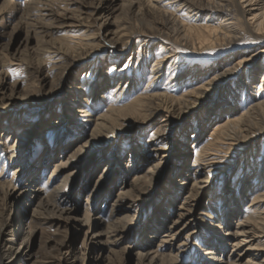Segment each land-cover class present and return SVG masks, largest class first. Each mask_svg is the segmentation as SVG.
Here are the masks:
<instances>
[{
	"label": "bare ground",
	"instance_id": "1",
	"mask_svg": "<svg viewBox=\"0 0 264 264\" xmlns=\"http://www.w3.org/2000/svg\"><path fill=\"white\" fill-rule=\"evenodd\" d=\"M56 1L57 0H33L31 4L26 5V10H23L27 11L26 14L28 13V17L30 16V18L33 19L34 24H32L35 28L38 46L46 45L50 42H45L44 39H40L41 35L48 31L53 33V31L60 30H65L66 32L71 29L75 31L76 29L84 30L82 36L76 37L68 35L65 42L62 44L56 45V43L52 42L49 46L34 47L33 54L39 56L38 64H41L40 67H42V59L44 61L55 59L52 68L55 69L56 72L51 80L48 78L47 74H39V80L46 82L52 87L56 80L59 82L60 89L54 90L52 94L53 98L58 97V94L61 92L60 90L63 89L62 85L67 80L66 75L69 74V69L80 63L84 58L82 55H84L85 52L90 51L96 46L100 47L102 42L108 41L113 48L116 47V49L120 50L118 51L119 54L123 55L127 49L131 47L134 35L141 33L138 30L130 29L122 21L116 23L115 19H111L112 8L118 0H100L97 2L92 13L89 16L87 15L88 17L84 15L86 6H83V3L77 0H62V4L63 6L65 4V7H63V10L60 8V11L55 9L56 6L54 5ZM135 1L131 3H135ZM157 1L161 3L163 0ZM189 1L190 0H187L188 3ZM201 2L202 1H199V3ZM182 5V7H185L187 4L182 3ZM147 6L149 10L154 12L155 10L157 12L160 11L164 16L170 14L169 11L163 9V7H158V5L152 3L150 0H147ZM227 6L225 0H207L205 5L203 4L200 6L201 8L197 6L195 8L222 11ZM56 8H58V6ZM237 8L242 15L251 16V18H247L246 20L248 24V29H246L252 33L254 41L252 46L248 48L253 50H256L258 46L264 48V0H238ZM67 11H69L71 15H69ZM230 15L229 12L224 15V21L232 19ZM212 16L216 17V14H212ZM94 22L96 26H93ZM113 24H116L115 30L110 29ZM224 25H226L225 27L228 31L230 28L234 27L230 22ZM92 26L95 28H93L94 31ZM220 26H223V22L218 25L217 28L207 24V35L205 34V36L203 34L204 36L199 37L198 45L195 48H197V50H211L221 45V43H218L219 35H226V33H220L218 30ZM90 31H93V33ZM233 32H235L234 35L232 33L233 36L231 35L230 37L232 39L227 42H233L237 45L239 44L237 40L240 37L236 34V31ZM38 34H40V36ZM141 35L144 34L142 33ZM29 40L30 37H28L27 41ZM164 43L165 42H163L162 46H159V52L162 53L163 51H167L168 54L165 56H157L155 60L154 72L160 75L158 77H162L168 73V69H170L173 64L169 63L167 65V62L175 57L173 54L174 49L167 43ZM53 44H55V46ZM261 51H263L261 53H264V49ZM240 52H242V56L231 66L219 70L216 67H212L213 71L210 70V68L207 71L208 74L204 77H202V75L206 72L203 73L201 68L195 69L192 72L190 71V73H192V78L195 77L193 80H187L188 83L191 82L190 88L182 93L181 97L178 99L170 100L166 92H152V94H145L146 96H141L129 103L127 102V104L118 106V103L120 104L127 99L126 90L132 78L130 74H126V71L119 73L117 67L118 63L115 59L117 54L109 57V61H112L109 66L111 69L105 72V75L108 76L106 80L110 82L103 94V98L99 99L95 97L92 101V95L88 93L91 87L96 85L95 79L91 81L92 85L89 88H86V85L83 83L71 86V93L77 90L78 93L84 92L89 95L85 100H80L79 98L81 97L78 95L73 103L76 105L77 102H80L82 108L80 111L85 113L82 115V119H77L76 125L71 126L68 132L63 133V135L67 134L66 137L64 138L61 136L56 146L45 144L42 150L43 155L39 160V165L32 164L30 167L29 176L25 179L27 182L30 181L31 186L36 184L34 186L35 188L30 190L36 203V207L31 215V222L36 224L43 220L51 221L53 219L54 222L59 223L62 219H76V213L78 211L77 204L70 205L65 203L68 200L71 202L73 200L72 197L69 196L70 190V192L75 195L82 192L88 193L85 198L82 218L85 222H94L96 217L93 213L96 210H93L91 205L97 201L101 193V191L98 190V186L102 181V177L99 175L98 179L94 181L93 188H91L93 180L90 177L94 169H97L102 162H106L103 175L106 176V171L113 170L112 166L115 164L112 158L114 148L111 147V156L92 155V157L88 159L85 168L74 165L75 157L83 150H86L88 144H92L90 142L96 134L100 133L104 136L106 134L104 131H108L107 133L113 134L111 136L114 137L115 133L113 129L120 125V120H128V124L131 126L130 131L132 132L134 127H137L138 133L141 132L140 135L143 136L146 133L145 131H147L151 117L154 116V114L165 112L166 114L162 120V125L153 132L150 138L142 141V137H139V145L141 144L140 146L144 147L140 154L139 161L144 160L148 162L152 157L153 160L150 161L149 164L147 163L148 167H145L142 173H136L132 179L124 175L119 182L114 183V181H112V187L108 189L105 194V202L107 203L106 228L103 231L93 230L91 236L89 235L88 240L98 241V243L109 246L108 250L112 252L114 250L112 246L117 245L120 241L126 240L128 233L133 228L131 225L138 220V214L142 207L140 203L148 201L150 197L154 195V191H156L157 187L156 182H158V173L160 169L164 167L166 163L165 159L171 157L172 154H175V157H179V163L186 159V149L184 147L179 146V149L176 150H179V153H174V141L166 136L169 126L184 120L185 116L192 110L198 111L203 108L205 109L203 112L215 111L217 117H221L223 114L230 112L231 116H233L237 111V117L228 118L225 122H220L218 124L214 132L217 134L215 141L204 146H199L201 144L199 138L202 136L199 133V128L202 129L203 122H206V117L204 116L205 118L202 120L197 119L193 121L195 125L193 126V134L190 137L196 138L193 143L198 145L199 150L195 153L193 163L186 169L188 175H190L189 179L192 177V180L188 182V175H185L186 179L182 182L183 187L180 189L176 188L175 184H170V193L158 204L156 208L157 211L141 229L143 239L138 244L136 264H264V149L261 151V159L256 161V159L253 158L251 163H248V168L245 169V171H243V165H241L235 178L232 179L231 186L230 184L227 185V189L226 187L224 188L222 184H218L217 186L213 184L218 174L232 165L236 156L234 154L243 152L247 155L251 154L252 157L255 151L249 148L251 146L254 147L260 137H264V98L262 97L264 85H254L256 75L260 73V71H262V81H264V62L259 64L256 63L258 53L251 55L248 54L249 51L245 49H240ZM96 67L97 66H95V68ZM166 70L168 71L166 72ZM243 71L244 74H241ZM36 72L39 73L40 69L37 68ZM31 73L34 74V70H32ZM124 73L125 77L121 79ZM224 79L228 82L232 80V82L228 83V85L224 84L223 86L222 81ZM123 81L127 82L122 84ZM232 83L239 84L233 87ZM112 86H114L113 88L115 90L113 92L111 89ZM174 86L175 85H173V87ZM242 87L244 91L248 90L251 101H248L249 103L245 107L239 109L238 104L236 105L235 103L237 101L235 91ZM220 90L221 92L219 93ZM0 91H3L0 98L5 101L13 96L15 88L6 87L5 85L0 87ZM224 91L227 92L225 94L227 95L226 97L220 99V96L218 99H215L218 93V95H222ZM155 100L159 101L156 103L157 105L152 108L154 109L152 115L147 114L141 119H136L134 118L135 115L129 114H138L141 110H147V106L153 101L155 102ZM99 101H101V103ZM149 101L150 103H148ZM0 102H2V100ZM104 104L105 107H107L104 113L93 118L90 115L93 107H95V105L103 106ZM48 108L49 107H46V109ZM66 108V104L62 105V109L64 110H61V115L68 110ZM72 109L74 110L75 108ZM50 120L51 122L49 124L54 123V125H57L53 119ZM91 121L94 122L93 128L90 127ZM4 129H7V127ZM9 136L10 135H7L4 143L6 144V150L9 152V154H7L11 159L10 161H12L16 160L21 149L17 141L14 143L8 142ZM70 137L75 139V142H78L75 148H73V142H69L68 140ZM112 137H109L104 142ZM4 143L3 145H5ZM181 145H184L183 141ZM167 146L169 147L166 148ZM58 152H65V154L63 158L54 163L53 170L47 175V179H44V171L42 174L38 173L35 175V171L38 168L40 169L43 167V170H46L48 162L50 159L54 158ZM221 152H227L228 156H231V159H227L228 162L225 163V158ZM2 168L4 169V167ZM76 169L79 171H76ZM83 169L87 173L86 182L83 184L76 183L75 185V182H73V174L83 171ZM174 169L177 175L181 174L180 169L177 170L176 165ZM0 174H2V172ZM248 179L250 181H248ZM7 182L6 184L0 181V264H30L32 256L30 251L31 240L35 235L34 227L31 229L27 228L20 233L17 229L21 227L23 214L18 211L16 215L10 214L7 216V210L10 206L12 207L14 203L19 202L22 198H28V190L25 189V182L22 180L20 183H15L12 180ZM46 183L53 184L49 191L42 190L40 185ZM234 186H237L236 190L234 188L232 190ZM113 188H118V191L114 193ZM203 191H207L210 195V199L205 205L207 212L211 210L210 217L214 220L213 228L215 230H211L210 232H202L203 228L198 229L197 222H195L197 220L196 212L202 206L200 195ZM181 192H184V196L183 200L179 203L178 196ZM214 195H216V199H212ZM248 198H251V202L247 208H251V210L247 209L246 213L241 215V205ZM28 199L30 200V197ZM98 213L99 212L96 211V214ZM101 214L102 213H100V215ZM99 220L101 221V217H99ZM189 226H194V229L188 230ZM222 227L226 228L225 234L220 233ZM184 233L186 234L183 239H181L180 236ZM103 237L105 239H102ZM191 239H195L194 245H196V251L200 254L198 263H188L184 258L188 251L183 248L184 244H189L186 243L185 240L190 242ZM227 249L230 250L228 256L224 255Z\"/></svg>",
	"mask_w": 264,
	"mask_h": 264
},
{
	"label": "rangeland",
	"instance_id": "2",
	"mask_svg": "<svg viewBox=\"0 0 264 264\" xmlns=\"http://www.w3.org/2000/svg\"><path fill=\"white\" fill-rule=\"evenodd\" d=\"M32 1L33 0H0V87L6 85V87L15 88V93L10 99L4 101V99L0 98V101L2 100V102H0V173L2 172V174H0V181L6 184L8 183L7 181L10 180L15 183H20L21 180L24 181V187L28 190V198L30 197V200L28 198H22L19 202L14 203L12 207L10 206L7 210V216L10 214L16 215L18 211L23 214L21 227L17 229L20 233L27 228L31 229L34 227L35 235L31 240L32 249L30 248V251L32 256L30 264H136L138 244L143 239L141 234L142 227L149 222V219L157 211L156 208L158 204L161 203L165 196L170 193L171 183L175 184V187L178 189L183 187L182 182L186 179L185 175H188L186 169L193 163L195 153L199 150L198 145L193 143L196 138L190 137L193 134V126L195 125L193 121L197 119L202 120L206 117V122H203L202 129L199 128V133L202 135L199 138V142H201L199 146H204L215 141L217 134L214 132L218 124L220 122H225L228 118L237 117V111L233 116H231L230 112L223 114L221 117H217L215 111L203 112V110H205L203 108L198 111L192 110L185 116L184 120L177 124L173 123V125L169 126L166 136L174 141V153H179V150L176 151L179 149V146L184 147L186 149V159L179 163V157H175V154H172L173 157L171 156L165 159L166 163L158 173V182H156L157 187L156 191H154V195H152L148 201L140 203L142 204V207L138 214V220L131 225L133 228L128 233V237L126 240L120 241L117 245L112 246L114 252H109V246L98 243V241L88 240L89 235L91 236L93 230L103 231L106 228L107 203L105 202V194L108 189L112 187V181L117 183L124 175H127L128 178L132 179L136 173H142L145 170V167H148V164L153 160V157L150 158V161L148 162H145L144 160L139 161L140 154L144 149L143 146H140L141 144L139 145V137H142V141L150 138L153 132L162 125V120L166 113L160 112L154 114V116L151 117L147 131H145L146 133L143 136L140 135L141 132L138 133L137 127H134L132 133L130 131L131 126L128 124L129 121L122 119V121L120 120V125L113 129L115 133L114 137L111 136L113 134L107 133L108 131H104L106 133L104 136L100 133L96 134L90 142L92 144H88L86 150H83L75 157L74 165L85 168L88 159H90L92 155L105 157L111 156V147L114 148L112 158L115 161V164L112 166L113 170L106 171V176L103 175L106 162H102L97 169H94V172L90 177L93 180L91 188H93L94 181L98 179L99 175L102 177V181L98 186V190L101 191V193L99 194L97 201L91 205L93 210L99 212L98 214H96V211H94V213L92 212L96 217V220L94 221L95 223L93 221L85 222L82 218L85 207V198L88 193L82 192L75 195L70 192V190L69 196L72 197L73 200L72 202L68 200L65 203L70 205L77 204L78 211L76 213V219H62L60 222L58 221L59 223L54 222L53 219L51 221L43 220L42 222L40 221V223L35 224L31 222V215L36 207V203L30 190L34 189L36 184L31 186L30 181L27 182L25 178L29 176L32 164L39 165V160L43 155V146L45 144L56 146L57 141L61 136L64 138L66 137L67 134L63 135V133L68 132V129H70L71 126L76 125L77 119L79 120L83 118L82 115L85 112L80 111L82 110L80 102H77L76 105L73 103L78 95L81 97L79 98L80 100L87 99L89 95L84 92L78 93L77 90H72L73 93H71V86L83 83L86 85V88H89L92 85L91 81L95 79L96 85L91 87V91L89 90L88 93L92 95V101L95 97H98L99 99L103 98V94L110 82L109 80H106L108 76L105 75V72L111 69L109 66L112 61H109V57L117 54L115 59L118 63L117 67L119 73L126 71V74H130V77L132 78V81L126 90L127 99L120 104L118 103V106L127 104V102L129 103L141 96H146L150 93L152 94V92H166L170 97V100H173L180 98L181 94L190 88L191 82L188 83V81L193 80L195 77L192 78V73H190V71L192 72L195 69L201 68L203 73L206 72L202 75V77H204L208 74L207 71L210 68V70L214 67L218 68V70L227 68L242 56L240 49L249 51L248 54L251 55L258 53L256 63L259 64L264 62V53H261L263 52L261 50L264 48L260 46H258L256 50L248 48L252 46L254 41L252 33L247 30L248 24L246 23L247 18L249 19L251 16H244L239 12L237 8L238 0H225V3L228 6L223 9L224 11L222 10L223 12L215 9H198L201 8V5H205L207 0H190L191 3L190 1L188 3L187 0H163L164 2L162 1L161 3L157 0H150L152 3L158 5V7H163V9L169 11L170 16H164L160 11L157 12L155 10L154 12L149 10L147 0H132L135 1V3H131V0H118L112 8L111 19H115L116 23L122 21L130 29L138 30L141 33L135 34L136 36L134 35L131 47L127 49L123 55L119 54L118 51L120 50L116 49V47L113 48L108 41L102 42L100 47H95L96 49L93 48L90 51L85 52V54L82 55L84 58L80 63L69 69V74L66 75L67 80L62 85L63 89L60 90L61 92L58 94V97L53 98L52 94L54 93V90L60 89L59 82L56 80L52 87L46 82L39 80V74H47L48 78L51 80L56 72L55 69L52 68L55 59H49L48 61L42 59V67H40L41 64H38L39 56L33 54L34 47L49 46L52 42L56 43V45L62 44L65 42L68 35L76 37L82 36L84 30L76 29L75 31L71 29L68 32L60 30L53 31V33L48 31L41 35L40 39H44L45 42H50L46 45L38 46L33 19L30 18V16L28 17V13L26 14L27 11H23L26 10V5L31 4ZM77 1L83 3V6H86V12L84 15L89 16L94 10L97 2L100 0ZM199 1L202 2L199 3ZM62 3V0H57L55 5H53L56 7L58 6V8L55 7V9L60 10V8H62L61 10H63L65 4L63 6ZM182 3L187 5L182 7ZM196 6L198 8H195ZM228 12L231 14L230 16L232 19L224 21L223 17L228 14ZM67 13L71 15L69 11H67ZM212 14H216V17H213ZM222 22L223 26H220V29L218 28V30L220 33L225 32L227 36L225 34L219 35L218 43H221V45L214 47V50H197L195 47L198 45L199 37L204 36L205 34L207 35L206 25L208 24L209 26L217 28ZM227 22L232 23L235 28L232 27L230 28L231 30H226V25L224 24H227ZM93 26H96L95 22L93 23ZM93 26L92 29L94 28ZM110 29L115 30L116 24L111 25ZM93 31L90 32L93 33ZM233 31H236V34L240 37L237 40V42H239L237 45L233 42L228 43L229 40L232 39L230 38L232 33L233 35L235 33ZM142 33L144 35H141ZM38 35L40 36V34ZM28 37H30L29 41H27ZM163 42L167 43L174 49L173 54L175 57L167 62V65L169 63L173 64L171 68L168 69L169 71L166 70L168 73L162 77H158L160 75L154 72L156 57L168 54L167 51H163L162 53L159 52V46H162ZM53 45L55 46V44ZM95 66L97 67L95 68ZM37 68L40 69L39 73L36 72ZM32 70H34V74L31 73ZM241 74H244V71ZM124 77L125 73L121 76V79H124ZM262 79L263 75L262 71H260V73L256 75L254 85H264ZM126 82L127 81H123L122 84H125ZM230 82H232V80L228 82L224 79L222 85H228ZM236 84L238 85L239 83H234L233 87H236ZM173 85L175 86L173 87ZM113 87L114 86L111 88L112 92L115 91ZM263 91L264 87L262 90V97L264 98ZM220 92L221 90L219 93ZM1 93H3V91H0V97ZM226 93L227 92L224 91L222 92V95L217 94L218 96L216 95L215 99H218L220 96V99H223L227 96L225 95ZM235 97L237 100L235 103L236 105L238 104L239 109L245 107L251 101L248 90L244 91L243 87L235 91ZM158 101L159 100H155V102L153 101L149 104L146 108L147 110H141L138 112L139 115L133 113L129 114L133 116L135 115L134 118L136 119H141L147 114L152 115V111H154L152 108L157 105L156 103H158ZM99 102L101 103V101ZM148 103H150V101ZM64 104H66V109L68 110L64 113L62 112L63 114L61 115V110H64L62 109V105ZM46 107L49 108L46 109ZM72 108L75 109L73 110ZM106 109L107 107H105V104L103 106L95 105L91 110L90 115L94 118L95 116L104 113ZM50 119H53L57 125H54V123L49 124L51 122ZM93 124L94 122L91 121V128H93ZM5 127H7V129H4ZM6 134L10 135L8 142L14 143L17 141L20 145L21 150L19 155H17L16 160L10 161L11 159L8 155L9 152L6 150V144L4 143L5 138L7 137ZM109 137L112 138L104 142ZM68 140L69 142H73V148L78 144V142H75V139L71 137ZM182 141L184 142V145H181ZM3 143L5 145H3ZM168 147L169 146L166 148ZM249 149H254L255 151L252 157L251 154L247 155L243 152L234 154L236 156L232 165L218 174V177L213 182L215 186L222 184L224 185V188L226 187L227 189V185L230 184L231 186L232 179L235 178L241 165H243V171H245V169L248 168V163H251L253 158H255L256 161H259L262 155L261 151L264 149V137H260L256 145L254 147L251 146ZM144 152L147 153L146 151ZM64 154L65 152L56 153L55 157L48 162L46 170H43V167L40 169L38 168L35 171V175L38 173L42 174L44 171V179H47V175L53 170L54 163L63 158ZM221 154L225 158V163L228 162L227 159H231V156H228L227 152H221ZM175 165L177 166V170L180 169L181 174L177 175L175 173ZM2 167H4V169ZM77 170L78 169H76V171ZM86 175L87 173L84 169L83 171L75 172L73 174V182H75V185L76 183H85ZM189 176L190 175H188L187 179H189ZM191 180L192 177H190L188 182H191ZM248 181L250 180L248 179ZM40 185L42 190L44 189L45 191H49L53 186L52 183ZM233 188L236 190L237 186L232 187V190ZM113 191L116 193L118 188H113ZM183 196L184 192H181L178 196L179 203L183 200ZM200 198L202 199V206L196 212L197 220L195 222H197L198 229L203 228L202 232H210L211 230H215L213 228L214 220L210 217L211 210L210 212H207L205 209V205L210 199V195L207 191H203ZM213 198L216 199V195H214L212 199ZM250 199L248 198L242 203L240 209L241 215L245 214L247 209L251 210V208H247L251 202ZM100 213L102 214L100 215ZM99 217H101V221L99 220ZM193 229L194 226H189L188 228V230ZM220 231V233L225 234L226 228L222 227ZM185 234L186 233L182 234L180 238L183 239ZM102 239L105 238L103 237ZM185 241L186 243H189L184 244L183 247L188 250L186 257H184L186 262L198 263L200 254L196 251L197 248L196 245H194L195 239H191L190 242L188 240ZM229 253L230 250L227 249L224 255L228 256Z\"/></svg>",
	"mask_w": 264,
	"mask_h": 264
}]
</instances>
